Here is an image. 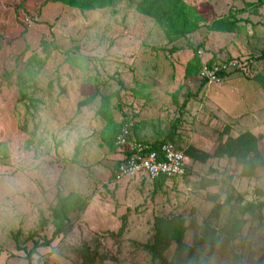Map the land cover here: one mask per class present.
<instances>
[{"label": "rangeland", "instance_id": "obj_1", "mask_svg": "<svg viewBox=\"0 0 264 264\" xmlns=\"http://www.w3.org/2000/svg\"><path fill=\"white\" fill-rule=\"evenodd\" d=\"M139 1L117 0L104 10L80 12L52 0H0V172L31 176L25 192L0 191V264H80L69 248L84 243L92 248L98 243L108 257L94 264H159L147 249L158 218L177 220L185 228L184 241L192 244L215 200L223 212L213 223L221 228L232 192L260 207L246 216L242 238L231 241L222 235L217 245L201 247L206 264H233L235 253L243 263L252 251L264 258V164L247 177L220 150L227 138L248 132L257 138L264 161V5L186 0L205 22L170 43L153 20L136 12ZM222 17L239 20L234 32L208 30ZM198 44L204 60L214 55L219 63L237 62L243 71L232 70L200 87L198 75L184 77ZM19 74L25 92L42 100L38 111L18 101ZM94 90L99 92L95 100L79 106ZM103 95L110 96L117 124L139 127L151 141L172 134L181 149L207 150L209 157L189 159L186 177L167 180L158 190L142 177L114 180L115 153L100 139L105 123L97 110ZM33 135V142L42 140L41 175ZM77 145L80 154L72 163ZM22 160L31 164L25 168ZM59 189L64 195L90 196L89 205L72 216L74 228L67 237L40 247L29 259L24 249L32 248L28 237L41 217L33 210L39 204L48 218ZM53 230L49 224L38 238H51ZM176 248L177 242H171L168 260Z\"/></svg>", "mask_w": 264, "mask_h": 264}, {"label": "trees", "instance_id": "obj_2", "mask_svg": "<svg viewBox=\"0 0 264 264\" xmlns=\"http://www.w3.org/2000/svg\"><path fill=\"white\" fill-rule=\"evenodd\" d=\"M117 0H52V2L60 3L66 7L76 9L80 12H89L95 10H104L112 7ZM258 2L250 3V7H261L264 5V0H257ZM136 12L141 16L153 20L154 23L163 30L164 36L170 43L176 42L180 39L186 38L192 33H195L200 29L201 25L205 22L202 14L198 12L194 5H190L186 0H140L136 5ZM239 20H232L229 17H222L213 20L208 26V30L219 33H232L236 29V25ZM46 42L44 46H46ZM191 48L192 45L188 44ZM201 44L194 47V56L188 60L184 69V77L191 78L194 76L199 77V71L203 65L209 67L219 64L218 60L213 55L210 59L204 60L202 56L198 55V50H201ZM250 59V58H249ZM247 59L248 65L251 64V60ZM233 62V61H228ZM226 62V63H228ZM236 66L232 69L233 71H243L241 67ZM232 70L229 72H220L219 77L224 79L227 75H230ZM19 88V98L18 101L24 103L27 108L33 111H38L39 104L42 103L40 98L35 96H30L25 92V78L23 74H19L17 77ZM201 80V79H200ZM208 82L206 80H201L200 87L205 86ZM121 88L124 89L123 84L118 81ZM98 91L94 90L90 93L84 100L79 102V106L90 105L98 95ZM100 107L97 110V114L104 120V126L100 131V139L103 145H105L108 150L112 152L120 151L115 145L116 135L120 132L123 126L122 124H117L113 119V115L110 112V96L103 95L100 98ZM179 121L176 120V122ZM175 122V123H176ZM130 131V139H134L140 143L149 144L152 150H157L162 144L171 143L175 146L177 150H181L185 157L191 159L192 161H206L209 157L208 153L196 152L194 149L188 148L183 150L178 144L174 142V137L171 134H165L163 136H158L157 138L151 140L143 139L140 137L138 132H136V126L130 127L127 125ZM34 135L32 136L31 143L34 144V149L38 153L43 155L41 152L42 140L39 138L38 141L33 142ZM257 138L251 133H243L237 137H229L223 143V147L220 148L224 151V155L233 158L237 165H241L242 174L247 177H254V173L257 168L263 166L264 161L260 159V146L258 144ZM39 144V145H38ZM79 145L75 148V153L71 159L72 163H76L79 156ZM219 150V151H220ZM125 153V152H123ZM121 158L115 163V168L121 163ZM188 173V169L185 174ZM113 179L115 180L114 171ZM186 177V176H184ZM182 177V178H184ZM176 178H166L162 177L155 182V188L160 189L167 180H175ZM227 203L229 205V214L221 228L218 230V226L213 223V221L218 222L221 219V214L223 212L222 203L219 200L214 201V208L212 210L211 217L203 221L200 226L199 234L195 237L192 244H188L184 241L185 228L179 227L177 220H164L163 218H158L155 222L156 233L154 234V241L148 244L147 249L151 256L152 262L160 260L159 264H206L207 258L202 252L201 247L203 245L215 246L219 243L222 235L226 236L231 241H237L243 237L244 228L248 222V214L254 215L256 206L255 202H246L244 196L238 194L234 195L232 192L228 195ZM90 201V196L83 195L80 193L70 192L68 195H64L62 190L59 189L56 195L55 205L50 207L49 218L42 215L40 217L39 228L31 232L28 237V241L33 242L31 249H24L27 251V256L29 259L37 253L40 247H49L51 243L60 238L67 237L73 231V221L72 216L74 214L80 215L83 213ZM166 221V222H165ZM165 222V223H164ZM51 224L54 227L51 238H44L41 240L39 237L40 231H44L47 226ZM20 234H16V240ZM114 235V234H113ZM177 242L176 253L172 261L166 258V251L169 249L171 242ZM19 249L21 247L18 245ZM70 247V246H69ZM101 246L97 243L95 247L92 248L91 244L84 243L81 246H71L70 252L77 256L66 254V257L70 256V259L79 261L80 264H94L95 260L100 258L102 263L108 260L106 253L100 252L99 248ZM264 264V258L258 257L255 251L249 255L246 262L241 263L240 258L235 253L233 264Z\"/></svg>", "mask_w": 264, "mask_h": 264}, {"label": "built area", "instance_id": "obj_3", "mask_svg": "<svg viewBox=\"0 0 264 264\" xmlns=\"http://www.w3.org/2000/svg\"><path fill=\"white\" fill-rule=\"evenodd\" d=\"M197 54L201 56L202 51L198 50ZM235 66L234 62L219 63L211 67L205 64L199 71V78L208 83L219 82L221 80L219 73H227ZM115 145L122 152V161L114 170L116 181L132 180L141 176L151 181L162 177L182 178L185 176L187 158L171 143L162 144L157 150H152L149 144L130 139V131L125 125L116 135Z\"/></svg>", "mask_w": 264, "mask_h": 264}, {"label": "clouds", "instance_id": "obj_4", "mask_svg": "<svg viewBox=\"0 0 264 264\" xmlns=\"http://www.w3.org/2000/svg\"><path fill=\"white\" fill-rule=\"evenodd\" d=\"M31 164L30 161H21V165L27 168ZM31 185V176L25 171L16 176L5 175L0 172V191L7 190L9 193L25 192Z\"/></svg>", "mask_w": 264, "mask_h": 264}, {"label": "crops", "instance_id": "obj_5", "mask_svg": "<svg viewBox=\"0 0 264 264\" xmlns=\"http://www.w3.org/2000/svg\"><path fill=\"white\" fill-rule=\"evenodd\" d=\"M213 32V31H212ZM136 132H138V134L140 135V137L141 138H143V139H148V138H146V137H143V134H142V130L139 128V127H137L136 128ZM252 135H254V134H252ZM39 145V144H38ZM42 148V147H41ZM202 151L203 152H205V153H207V150H203L202 149ZM115 153V152H114ZM225 156V155H224ZM42 156H34V158H36L37 160H38V162H37V164L38 165H40V158H41ZM39 158V159H38ZM121 158V153H120V151H118L117 150V152L115 153V154H113V156H112V159H114V161H115V163L119 160ZM187 158V157H186ZM222 158V157H221ZM211 162V159H209L206 163H210ZM189 163V159L187 158V169H188V164ZM36 171L38 172V173H40V175H41V173L44 171L43 170V168L41 167V165H40V167H38L37 169H36ZM142 177V176H141ZM147 180V178H145V177H142V180L141 181H144V180ZM129 181H131V180H129ZM51 207V206H50ZM35 210H37L38 211V214L40 215V216H42V215H44L45 217H46V215H45V213H43L44 211L41 209V207L39 206V204L37 205V207L33 210V211H35ZM50 215V214H49ZM48 218H49V216H48Z\"/></svg>", "mask_w": 264, "mask_h": 264}]
</instances>
